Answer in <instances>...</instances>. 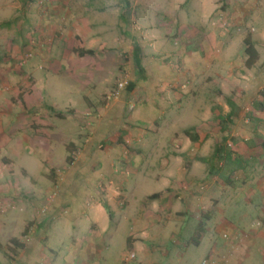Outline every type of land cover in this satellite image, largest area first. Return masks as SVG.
Instances as JSON below:
<instances>
[{
	"label": "rangeland",
	"instance_id": "374dc122",
	"mask_svg": "<svg viewBox=\"0 0 264 264\" xmlns=\"http://www.w3.org/2000/svg\"><path fill=\"white\" fill-rule=\"evenodd\" d=\"M168 2L172 5L168 9L159 7ZM214 4L216 7L210 14L200 12L197 16H191L189 8L192 0H0V23L9 21L8 25H0V135L9 127V115L14 119L29 104L36 106L45 122L55 121L63 127L61 132L57 135L53 133L50 138L48 132L54 129L47 131L41 126L38 129L40 137L37 138L36 149L30 140L36 137L34 131L29 132L27 127H20L25 124L14 123L16 132H9L20 139L28 134L25 138L30 143L23 146L27 150L23 151L26 160L22 159L23 154L20 159L0 154V162L4 160L1 167L12 169L10 179L13 185L6 182L5 191H0V222L10 221V218L4 220L8 213L15 219L19 213L27 216V219L29 214L43 215L59 195L61 171L65 167L74 166L81 151L80 143L74 144L73 148L68 147L66 151L68 136L74 140L81 138L82 143L87 144L92 135L84 129L95 121L100 108L109 107L120 100L130 83H134L137 88H150L154 87L151 77L163 79L165 72L161 71L150 74V79H143L141 72L144 70L140 69L139 73L134 62L130 45L132 39L142 43L141 32L144 26L158 27L159 30L168 29L174 24H186L197 27L198 32L193 29L185 32V36L191 38L181 47L178 46L179 53L192 49V54H200L203 64L209 62V66L200 72V76L196 75L197 78L191 74L182 76L180 87L184 86L198 104V128L188 126L186 130L191 133L199 131L202 139L198 151L189 152L188 147L183 151L195 153L198 158H209L218 138V143L224 142L226 146L228 144L223 140L225 137L228 140L231 137L240 140L251 137L252 141H245V145L241 146L235 145L237 150L233 152L240 158L231 164L225 165L224 161L218 164L223 168L215 172V181L208 183L212 177L200 178L195 184V209L203 196L205 200L214 201L212 205L220 204L219 210H213L214 218L218 220L212 226L213 241L218 245L219 253L206 254L209 251L204 253V244L197 247L192 243L198 221L190 217L185 218V224H182L185 228L181 233L185 240L178 243V246L185 247V258L190 264H196L199 259L200 264L206 256H212L216 261L226 257L224 264H264V147L260 142L261 137L264 138V124H259L256 131L245 126L252 122V118L264 119V115L254 116L250 108L252 104L258 105L256 103L261 102V99L264 101V40L259 41L261 45L258 48L257 63L248 69L244 61L236 56L240 51V40L239 36L234 35L240 30L243 31L242 36L248 33V19L258 20L260 23L254 22L257 27L264 26V3L248 1L241 13L250 12L251 16L247 15L240 20L230 15L224 0H215ZM260 33L264 34L263 31ZM168 35L173 36L172 33ZM185 43L189 47L184 50ZM198 45H201V49H198ZM86 50H92L93 54L83 55L81 51ZM144 51L147 59L145 66L150 73L154 70L149 68L153 65L151 60L154 56L161 63L162 70H165V66L169 70L171 64L178 65L176 57L166 60L164 54L163 59H158L154 47L150 45L143 48ZM233 56L236 59L233 64H229ZM119 79L125 81L126 87L119 97L108 99L107 93ZM155 82L162 88L165 81ZM172 86L175 87L171 82L169 87ZM243 89L252 92L247 91V95L239 96L238 102L243 109L239 116H234L236 123L233 125L236 127H233L225 120L228 112L224 107L226 101L228 103L226 96L233 90L239 93ZM95 105L98 107L95 108ZM49 107L53 109L52 116L48 115ZM81 107H84L81 109L83 111H77ZM209 113L210 117H207ZM220 116H224L222 122ZM209 119L216 125H204ZM226 125L230 129L227 130ZM17 143L14 147L21 145ZM67 157L72 160L68 162ZM186 160L183 159L182 165L187 164ZM198 165V172L210 167V164L200 160ZM18 178L19 184L16 187L15 179ZM2 186L0 182V188ZM39 188L43 189V201L36 206V199L30 191ZM214 194L216 199L208 197ZM14 198L18 199L15 201ZM205 212L196 211L198 215ZM202 219L205 223L208 220ZM14 221L6 225L8 228L2 227V231L15 233L17 226L13 224ZM27 224L26 235L34 230L33 221ZM156 227L159 230L154 232L155 235H169L173 231L169 227L165 230L166 227L161 224ZM235 236H238L239 241L235 240ZM159 239L163 240L147 241V246H170L167 238Z\"/></svg>",
	"mask_w": 264,
	"mask_h": 264
},
{
	"label": "crops",
	"instance_id": "0c3cea01",
	"mask_svg": "<svg viewBox=\"0 0 264 264\" xmlns=\"http://www.w3.org/2000/svg\"><path fill=\"white\" fill-rule=\"evenodd\" d=\"M214 1L192 0L189 15L197 16L200 12H203L204 15L210 14L211 10L216 7ZM224 1L230 15L235 16L234 18L237 20L245 19L247 15L251 16L250 12L241 13V10L247 7L248 1L252 0ZM253 1L264 3V0ZM171 6L169 2L159 5L163 10ZM19 10L24 12L20 7ZM254 22L260 23L258 20L248 19L246 35H251L259 53L258 48L261 45L259 41L264 40V34L260 32H264V26L257 27ZM147 26L145 25V29L141 32L142 43L132 39L130 48L134 57L136 56V47L140 49L141 68L144 70L141 72L144 75L143 79H150V74L157 71L165 72L161 79L165 81L162 88L158 87L156 85L158 83L155 82H161V80L153 76L151 79L154 87L137 88L134 86L132 90H127L120 100L115 101L109 107L100 108L97 117L94 118L95 121L87 123L89 125L87 128L84 127V130H89L92 135L88 138L87 144L82 143L81 138L74 140L68 136L70 146L65 147L66 151L68 147L73 148L74 144L78 143L81 148H77H80L81 151L76 163L73 164L74 166L65 167L61 171L60 191L57 199L46 212L44 211L43 215L29 214L27 219V216H21L22 213H19L17 216L15 215L17 217L15 219L11 218V215L9 216L10 213L5 214L7 217L4 216V220L10 218V221H13L14 219L13 224L17 226V229L15 233H7L5 230L3 232L2 229L8 228L6 225L11 222H0V264H190L185 258V247L178 246V243L185 240L181 233L185 228L182 224H185L187 217L199 223L203 221L204 216L208 220L206 223L203 221L205 223L204 232L195 246L201 247L204 244V253L209 251L206 253L209 255L219 253H217L218 245L213 241L212 226L218 220V218H214L213 210L214 208L219 210L220 204L212 205L214 201L205 200V196H203L201 201H198L197 209L193 207L197 180L212 177L208 181L210 183V181L216 180V174H211L210 169L206 167V170L198 172L200 168L198 157L195 153H189L198 151L199 144L202 142L199 131V139L194 142L183 133L189 128L188 126L198 128L196 124L198 122V104L184 86L180 87L182 76L191 74L197 78L196 75L200 76V72L209 66V62L205 66L200 54H192V49L187 51L188 53L183 51L179 53L178 46L181 47L191 38H187L185 32L191 29L198 32L197 27L174 24L168 29L159 28L158 30V27ZM242 32L240 30L234 34L239 36L238 40H240V51L236 56L245 62L247 56L243 52V40L246 35L242 36ZM170 33H172V37L168 35ZM148 45L154 47L158 59H163V55L166 54L164 57L166 60L176 57L178 65L171 64L169 70L168 66L162 70L161 63L157 62L154 56L151 60L153 65L149 67L154 70L150 73L148 67L145 66L146 53L145 51L143 53V48H148ZM188 47L189 44L185 43L184 50ZM199 48L201 49V45H198ZM235 59L236 57L233 56L232 61L228 63L233 64ZM214 69L218 70L219 68L214 67ZM171 82L175 87H169ZM247 91L249 90L243 89L239 93H234L233 90L226 96L228 103L226 101L224 107L228 112L224 116L227 123L233 127H236L233 125L236 123V118L234 116L227 118L231 111L229 102L233 104V113L239 116L243 109V106H240V102H238L239 96L247 95ZM249 92L251 93L252 90ZM256 104L258 105L252 104L250 107L253 111L252 114L262 117L264 115L263 99ZM97 107L95 105V108ZM48 109L50 110L48 115L52 116L53 109L50 107ZM81 109L84 107L78 108L77 111ZM66 111L68 112L69 109L67 108ZM9 117V127L6 132L0 135V154L3 157L20 159L23 154L22 159H27L26 154L23 153L27 150L25 151L23 146L28 142L25 137L29 135L26 134L27 136L24 135L25 137L20 139L9 132H16L13 126L17 123L25 124L20 127H27L29 132L34 131V137L35 135L36 137L30 140L35 148L37 138L40 137L38 129L41 126L47 131L54 129V131L48 132L50 138L53 133L57 135L63 129L60 127L61 123L45 122L34 104L26 105L14 119L11 115ZM207 117H210V113ZM263 120L252 118V122L245 126L247 129L256 131V128L264 124ZM247 121L245 120V122ZM207 123L208 126L216 125L212 119H209L204 125ZM261 138L263 139V137ZM223 140L228 144L227 147L233 151L237 150L235 145H245V141H252V138L240 140L231 137L228 140L225 137ZM84 141L86 142V139ZM219 141L220 138L215 143ZM16 143L21 145L14 147ZM187 147L189 152L183 151ZM238 153L242 152L238 151ZM27 157L29 158V156ZM184 158L187 159L186 165H184L185 163L182 165ZM3 162L4 160L2 163L0 162V167ZM1 169L0 182L3 183V186L0 191H5L6 182L13 186L12 179H10L12 169L11 167H1ZM15 181L16 187H18L19 178ZM30 192L31 196L36 199L34 200L37 203L36 206L41 205L43 189H33ZM154 193H160L159 198L147 199ZM208 197L216 199V194ZM17 199L14 198L15 201ZM198 210L207 212L198 215L196 213ZM32 221L34 230L27 236V223ZM157 224L166 227L165 230H168L169 227V230L173 231H170L169 235L167 233L155 235L154 232L159 230L156 227ZM159 238H167L170 246L162 248L147 246V241L163 240ZM131 251L135 253V258L125 261V255ZM242 258L241 260H243ZM199 260L196 261V264L199 263ZM238 262L241 261L238 260Z\"/></svg>",
	"mask_w": 264,
	"mask_h": 264
},
{
	"label": "trees",
	"instance_id": "16d2710c",
	"mask_svg": "<svg viewBox=\"0 0 264 264\" xmlns=\"http://www.w3.org/2000/svg\"><path fill=\"white\" fill-rule=\"evenodd\" d=\"M188 0H186L187 2ZM9 22V21H7ZM7 22H3V23H0V25H8ZM243 44H244V53L246 54L247 58L244 62V65L246 68H252L256 62L258 61L259 59V53L255 47V43L254 41L252 40L251 36L250 35H246V37L244 38L243 40ZM81 53H83V55L85 53L87 54H93V51L92 50H86V51H81ZM140 49L136 47V51H135V57H134V62L136 64V67L138 68L139 72H140V69L143 70L141 68V57H140ZM134 83H130L126 89L127 90H132L134 88ZM229 105L231 107V111L228 113L227 115V118H229L230 116H236L233 111H232V106L233 104L231 102H229ZM223 118L224 116H220V121L222 122L223 121ZM224 129V128H223ZM185 134L190 138V140L192 142L194 141H197L199 138V134L197 132L195 133H191V131L189 130H186L185 131ZM261 142V145H263L264 147V138L260 141ZM240 156L238 155H235V153L233 151H231L229 149V147H227L224 142H221V143H216V147L214 149V152L212 154L211 157L209 158H197L198 160L202 161L203 163H207V164H210V172L211 174H215V172H217L218 170L221 171V169L223 167H219L218 164H220L222 161L225 162V165L226 164H231L234 162L235 159H239ZM72 159L69 157L68 158V162H70ZM223 162V163H224ZM160 196V193H154L152 195H150L149 197H147V199H155V198H159ZM204 219H207L205 216L203 217ZM204 226H205V223L203 221H200L197 226H196V230L192 236V243L194 245H197L198 244V240L200 239V237L202 236L203 232H204Z\"/></svg>",
	"mask_w": 264,
	"mask_h": 264
},
{
	"label": "built area",
	"instance_id": "2783aa9c",
	"mask_svg": "<svg viewBox=\"0 0 264 264\" xmlns=\"http://www.w3.org/2000/svg\"><path fill=\"white\" fill-rule=\"evenodd\" d=\"M125 87H126V83L123 79L117 80L114 88L112 90H110L109 93H107V98L108 99H116L117 97H119L121 95V93ZM224 237L228 238L227 235H225V234H224ZM235 240L239 241L238 236H235ZM134 258H135V254L133 252H129L125 255L124 260L130 261L131 259H134ZM225 260H226V257H224L220 261L219 260L216 261L212 256H206L202 259L200 264H224Z\"/></svg>",
	"mask_w": 264,
	"mask_h": 264
}]
</instances>
